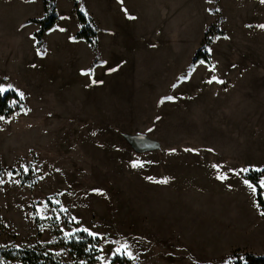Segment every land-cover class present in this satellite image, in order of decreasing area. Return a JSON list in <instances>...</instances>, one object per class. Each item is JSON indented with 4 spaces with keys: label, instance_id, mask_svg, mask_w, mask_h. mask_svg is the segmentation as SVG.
Listing matches in <instances>:
<instances>
[{
    "label": "rangeland",
    "instance_id": "rangeland-1",
    "mask_svg": "<svg viewBox=\"0 0 264 264\" xmlns=\"http://www.w3.org/2000/svg\"><path fill=\"white\" fill-rule=\"evenodd\" d=\"M49 11L39 49L43 1L0 0V248L47 246L69 264L264 254L246 177L264 181V3L53 0ZM77 12L94 44L76 38ZM207 29L210 63L195 60ZM135 133L159 146L134 150ZM187 155L198 163L165 173ZM89 233L99 253L75 259L67 243Z\"/></svg>",
    "mask_w": 264,
    "mask_h": 264
},
{
    "label": "trees",
    "instance_id": "trees-1",
    "mask_svg": "<svg viewBox=\"0 0 264 264\" xmlns=\"http://www.w3.org/2000/svg\"><path fill=\"white\" fill-rule=\"evenodd\" d=\"M45 15L41 19H31L32 21L40 24L39 30L34 34L36 38L37 48L41 49L42 47V34L44 31L48 30L55 23L57 17L54 13H50L49 8L53 0H42ZM78 19L84 28H82L77 34L76 38H82L89 42L90 44L94 41L90 35L89 26L87 24L85 17L77 12ZM212 32L210 29H207L204 32V36L201 40V46L197 50L195 55V60H203L206 63H210V54L207 50L208 45L210 44L212 38ZM94 51L97 52L96 45H94ZM9 93L4 95L0 94V115L3 113L2 104H5L6 100L9 98ZM1 172V170H0ZM259 173L248 172L246 177L257 186V202L260 205L262 211L264 212V190L257 184ZM80 234L85 235L83 231ZM88 235V234H87ZM87 237V236H84ZM89 237V238H88ZM88 241H80L81 239L73 238L67 244L70 248V252L75 259H85L87 261H92L95 259L96 255L99 253L96 245L92 244L93 242L91 235H88ZM234 258L233 264H264V254L255 255L249 251L241 250L240 253H237L236 256H230ZM0 264H69L62 262L57 255H55L47 246H24V245H12L5 246L0 248Z\"/></svg>",
    "mask_w": 264,
    "mask_h": 264
},
{
    "label": "water",
    "instance_id": "water-1",
    "mask_svg": "<svg viewBox=\"0 0 264 264\" xmlns=\"http://www.w3.org/2000/svg\"><path fill=\"white\" fill-rule=\"evenodd\" d=\"M125 138L133 149L139 152L155 149L159 146L158 141L141 133L127 134Z\"/></svg>",
    "mask_w": 264,
    "mask_h": 264
},
{
    "label": "crops",
    "instance_id": "crops-1",
    "mask_svg": "<svg viewBox=\"0 0 264 264\" xmlns=\"http://www.w3.org/2000/svg\"><path fill=\"white\" fill-rule=\"evenodd\" d=\"M38 1H41V0H38ZM180 158H183V159H177V160H173V164H167V166H164V169L166 170L165 171V173L166 174H168V173H171V172H175V171H179L180 169H179V167L181 166V163L182 162H188V164H187V167L189 166V167H192L194 164V162L195 163H198V160L196 159V157L195 156H189V158H190V160H187L186 158H188V155L187 156H184V157H180ZM176 162H177V164H176ZM176 164V165H175ZM169 165H174L173 167H171V166H169ZM203 165V167H204V169H207L208 168V166L207 165H205L204 163L202 164ZM182 197L184 198V199H182L180 202H182V203H184L185 205H192V195H191V192H186V193H182ZM206 200V198L205 197H203L202 199H201V201H205ZM252 200V199H251ZM210 206H212V205H210ZM219 223H221L220 221H218Z\"/></svg>",
    "mask_w": 264,
    "mask_h": 264
},
{
    "label": "snow or ice",
    "instance_id": "snow-or-ice-1",
    "mask_svg": "<svg viewBox=\"0 0 264 264\" xmlns=\"http://www.w3.org/2000/svg\"><path fill=\"white\" fill-rule=\"evenodd\" d=\"M262 3H264V0H261ZM126 11V10H125ZM130 19H134V17H129ZM260 27L264 28V25H261ZM39 54V53H38ZM211 82V81H209ZM5 91V89L3 87H0V94H2L3 92ZM167 99H171L170 97L167 98ZM0 119H3V117H0ZM242 171H246V170H242ZM163 182H166V181H163ZM245 183H248V181H245ZM249 187L252 188V190L255 192L256 191V188L254 185H249ZM260 187L262 189H264V181H261L260 183ZM261 215H264V212L261 213ZM84 231H87V229H85ZM90 235H92L91 233H89ZM119 251V250H118Z\"/></svg>",
    "mask_w": 264,
    "mask_h": 264
}]
</instances>
